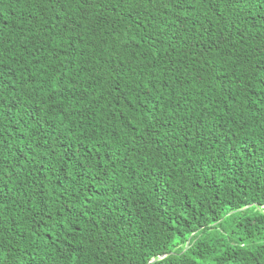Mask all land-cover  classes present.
<instances>
[{"label":"trees","instance_id":"trees-1","mask_svg":"<svg viewBox=\"0 0 264 264\" xmlns=\"http://www.w3.org/2000/svg\"><path fill=\"white\" fill-rule=\"evenodd\" d=\"M0 264H264V0H0Z\"/></svg>","mask_w":264,"mask_h":264},{"label":"rangeland","instance_id":"rangeland-1","mask_svg":"<svg viewBox=\"0 0 264 264\" xmlns=\"http://www.w3.org/2000/svg\"><path fill=\"white\" fill-rule=\"evenodd\" d=\"M224 231H225V236L228 233L230 234L231 232H233L234 233V236H236L237 231H238V227L236 225V222L235 221H229V222L225 223V230ZM225 236L222 235V237H225Z\"/></svg>","mask_w":264,"mask_h":264}]
</instances>
